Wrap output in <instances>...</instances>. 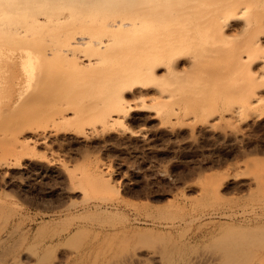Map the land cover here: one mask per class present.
<instances>
[{"label": "bare ground", "instance_id": "1", "mask_svg": "<svg viewBox=\"0 0 264 264\" xmlns=\"http://www.w3.org/2000/svg\"><path fill=\"white\" fill-rule=\"evenodd\" d=\"M0 17L9 31L13 23L34 25L27 43L0 42V57L20 64L15 101L36 100L40 116L34 117L41 121L19 126L31 137H18L0 149L6 153L0 159L4 181L16 166L38 170L42 177L66 171L52 144L65 149L77 136L102 138L108 120L127 118L132 110L130 92L140 98L132 106L141 109L153 106L161 113L169 103L186 106L188 118L204 120V130L230 118L235 124L229 122L226 128L233 126L223 133L238 145L250 140L252 127L264 117V0H0ZM100 26L103 36L96 34ZM6 66L0 61V71ZM150 93L155 97L149 105L145 97ZM72 119H79L80 128L58 126ZM144 132H135L137 138H145ZM129 134L124 141L133 138ZM39 144L49 154L36 152ZM95 171L102 174L89 191L99 197L102 187H111L113 172L105 162ZM222 185L211 180L200 194L216 196ZM147 215L145 223L152 227L142 232L109 225L113 237L91 255L83 252L86 264H264V228L217 233L200 225L188 232L176 223L186 218L164 206ZM92 218L106 228L103 214Z\"/></svg>", "mask_w": 264, "mask_h": 264}, {"label": "rangeland", "instance_id": "2", "mask_svg": "<svg viewBox=\"0 0 264 264\" xmlns=\"http://www.w3.org/2000/svg\"><path fill=\"white\" fill-rule=\"evenodd\" d=\"M33 26L13 23L9 31L0 17V42L25 44ZM96 34L103 36L104 29L98 27ZM0 58L7 62L0 71V149H4L18 137H31L19 126H37L41 121L35 120L40 116L36 100L15 101L20 64L16 59ZM161 84L164 88L171 86ZM154 97L152 93L147 95L146 103L150 105ZM134 98L130 92L128 108L132 110L129 109L127 118L106 122V138L100 136L106 143L99 136L84 141L75 136L76 140L65 144V149L58 142L52 144V151L68 165L66 171H49L42 177L38 170L26 171L16 166L9 182L0 178V203L4 205L0 212V264H52L56 258H62L63 264H86L88 258L84 261L83 252L91 255L113 237L109 225L145 231L152 227L145 223L151 218L147 214L158 206L168 208L178 217L184 216L186 222L176 223L188 232L200 225L217 233L264 228V117L252 127L250 140L238 145L223 133L227 125L235 124L230 118L215 123L214 129L204 130V120L200 116L188 118L186 106L169 103L162 106L160 113L161 109L153 106L139 108L140 98ZM135 102L137 105L132 106ZM176 112L181 121L176 119ZM78 120L58 126L63 130L80 128ZM141 129L146 139L137 138L139 133L135 132ZM129 133L134 140L124 141ZM39 151L49 154L41 144L36 147ZM5 155L0 153V159ZM101 162L112 169L111 187H102L99 197H94L89 189L102 174L95 171ZM211 180L222 181L219 194L201 196L200 188L208 186ZM97 212L107 220L105 229L92 218ZM78 226L81 230L77 232Z\"/></svg>", "mask_w": 264, "mask_h": 264}]
</instances>
